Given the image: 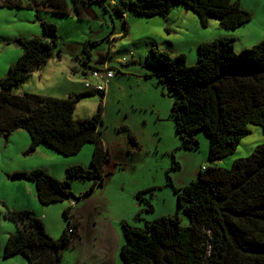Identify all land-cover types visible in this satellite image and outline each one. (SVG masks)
Here are the masks:
<instances>
[{
    "label": "trees",
    "instance_id": "obj_1",
    "mask_svg": "<svg viewBox=\"0 0 264 264\" xmlns=\"http://www.w3.org/2000/svg\"><path fill=\"white\" fill-rule=\"evenodd\" d=\"M32 1L0 0V6L32 7ZM44 1L54 13L71 15L66 0ZM74 2L78 16L83 18L87 1ZM175 5L191 9L204 27L210 17L218 18L225 28H238L254 18L239 0H132L121 1L119 8L147 17H167ZM42 27L45 37L18 41L24 52L0 79V133L9 138L18 130L28 132L31 144L27 153L46 145L68 157L80 153L87 143L95 145L91 168L71 165L63 179L41 168L10 176L12 181L33 182L39 202L49 205L71 197L73 179L91 181V191L103 187L109 156L99 130L103 105L81 125L74 120L78 102L97 92L86 89L57 98L12 91L54 56L58 28L47 21H42ZM235 43L234 37L202 42L196 63H189L185 53L173 55L151 49L161 70L160 80L169 82L177 96L173 114L180 138L185 147L198 148L195 134L205 130L211 162L233 155L251 133L250 125L264 128V39L241 52L236 51ZM99 94L104 96L105 92ZM176 193L178 206L190 218V225L184 226L179 214L148 221L145 228L123 221V264H264V145L249 158L237 160L232 169L208 167ZM72 208L64 211L68 227L60 239H54L42 219L30 210L0 211V258L22 255L29 264H61L64 249L79 238L80 222L75 217L73 220ZM2 216L18 228L9 235L3 251Z\"/></svg>",
    "mask_w": 264,
    "mask_h": 264
},
{
    "label": "rangeland",
    "instance_id": "obj_2",
    "mask_svg": "<svg viewBox=\"0 0 264 264\" xmlns=\"http://www.w3.org/2000/svg\"><path fill=\"white\" fill-rule=\"evenodd\" d=\"M66 1L71 15L54 13L44 0H33L34 6L25 8L0 6V77L4 78L10 65L22 56L20 39L45 37L42 21L58 28L54 56L14 87V93L68 98L70 94L86 92L85 83L94 81L92 69L109 68L114 72L105 95L95 93L83 98L74 113L76 124L81 125L101 105L104 107L99 130L109 156L105 184L91 191V181L73 179L70 198L43 205L24 190V183L29 181H12L10 176L27 167V171L45 169L63 179L71 165L91 168L95 145L87 143L80 153L68 157L46 145H41V153L39 149L27 153L29 145L23 154V138L17 134L10 136L11 145L7 146L5 135L0 133V211L13 209L8 208V203L14 208L32 207L47 232L60 239L68 227L64 211L76 202L71 210L73 220L78 218L81 224L89 226L94 219L98 223L106 221L107 228L109 224L115 227L120 239L118 263L123 264V221L145 228L148 221L179 214L182 224L189 226L190 218L178 206L176 189L196 181L208 167L232 169L237 160L249 158L264 145V128L250 125L251 133L241 140L233 155L224 159L209 161L210 139L203 129L195 134L198 148L185 147L173 114L176 93L169 82L160 80L161 70L151 49L156 47L173 55L185 53L189 63H196L199 45L219 37H234L237 52L253 47L264 39V0H239L243 8L253 12L254 18L238 28H225L216 17H210L209 25L204 27L199 16L184 5L173 6L167 17L121 11L120 2L132 0H85L84 17L80 18L74 0ZM17 231L16 224L2 216V251L9 235ZM103 236L108 239L107 234ZM85 245L65 248L61 264H75L85 249L93 248L89 235ZM0 264L29 262L22 255H15L1 256ZM85 264L102 263L91 259Z\"/></svg>",
    "mask_w": 264,
    "mask_h": 264
},
{
    "label": "crops",
    "instance_id": "obj_3",
    "mask_svg": "<svg viewBox=\"0 0 264 264\" xmlns=\"http://www.w3.org/2000/svg\"><path fill=\"white\" fill-rule=\"evenodd\" d=\"M5 73H6V71H5ZM2 78L3 77H0V79H2ZM16 134L18 135L17 137L24 139L25 145L22 149V152H23V154H25V149L31 144V138H30L29 134L24 130H18L16 132H14L11 135V137L13 135H16ZM11 137H10V139L4 137L8 143L7 146L11 145ZM42 147L43 146H39V148H37V150L39 149V153L44 151V149ZM21 170L27 171L28 169H27V167H23V169H21ZM15 172H17V171H15ZM52 174L57 176L54 172H52ZM0 186H1V182H0ZM23 188H24V190L27 191L26 193L29 197H32V198L37 197V193L35 192V190L37 191V189H36V186L33 182L29 181L26 184L24 183ZM37 199H38V197H37ZM9 207H11L13 209H10ZM8 208L10 210H23V209L30 210V211L32 210L31 209L32 207L14 208L9 203H8ZM82 218H84V216ZM78 222H80L79 219H78ZM106 226H107L106 221L105 222L101 221L100 223H98L94 219L91 221L89 226H86L85 224L80 223V228L78 231L79 232V238H78V241L74 243L73 248L76 249L78 247H85L86 246L85 243H87L88 235L90 236L91 239H93V248L90 250L85 249L83 254L79 256V260L75 264H85V261H87V260L91 261V259L99 260L102 264H119L118 263L119 253H117V248L119 247L120 239H118V237H117L116 229L114 226H112L111 224H109V228H107ZM104 233L108 235L107 236L108 239L104 238V236H103Z\"/></svg>",
    "mask_w": 264,
    "mask_h": 264
},
{
    "label": "built area",
    "instance_id": "obj_4",
    "mask_svg": "<svg viewBox=\"0 0 264 264\" xmlns=\"http://www.w3.org/2000/svg\"><path fill=\"white\" fill-rule=\"evenodd\" d=\"M114 77V72L109 68H106L105 70H94L92 71V78L94 81L87 82L86 89L97 93L106 92ZM72 205L76 206V203H73Z\"/></svg>",
    "mask_w": 264,
    "mask_h": 264
},
{
    "label": "water",
    "instance_id": "obj_5",
    "mask_svg": "<svg viewBox=\"0 0 264 264\" xmlns=\"http://www.w3.org/2000/svg\"><path fill=\"white\" fill-rule=\"evenodd\" d=\"M5 138H7V137H5Z\"/></svg>",
    "mask_w": 264,
    "mask_h": 264
}]
</instances>
